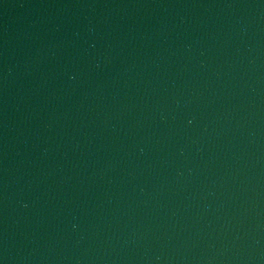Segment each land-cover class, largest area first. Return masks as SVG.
I'll return each mask as SVG.
<instances>
[{
  "label": "water",
  "instance_id": "water-1",
  "mask_svg": "<svg viewBox=\"0 0 264 264\" xmlns=\"http://www.w3.org/2000/svg\"><path fill=\"white\" fill-rule=\"evenodd\" d=\"M0 264H264V0H0Z\"/></svg>",
  "mask_w": 264,
  "mask_h": 264
}]
</instances>
